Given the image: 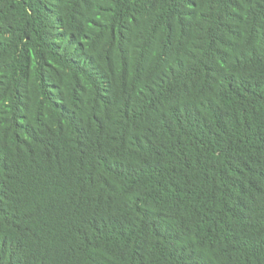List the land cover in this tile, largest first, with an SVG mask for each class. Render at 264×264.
Listing matches in <instances>:
<instances>
[{"label":"trees","instance_id":"16d2710c","mask_svg":"<svg viewBox=\"0 0 264 264\" xmlns=\"http://www.w3.org/2000/svg\"><path fill=\"white\" fill-rule=\"evenodd\" d=\"M0 264H264V0H0Z\"/></svg>","mask_w":264,"mask_h":264}]
</instances>
